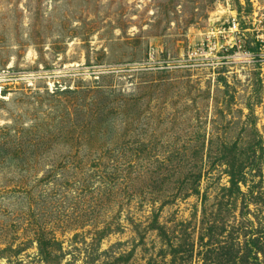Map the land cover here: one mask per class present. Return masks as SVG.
I'll list each match as a JSON object with an SVG mask.
<instances>
[{
    "label": "rangeland",
    "instance_id": "374dc122",
    "mask_svg": "<svg viewBox=\"0 0 264 264\" xmlns=\"http://www.w3.org/2000/svg\"><path fill=\"white\" fill-rule=\"evenodd\" d=\"M263 225L264 0H0V264H214L233 228L264 264Z\"/></svg>",
    "mask_w": 264,
    "mask_h": 264
},
{
    "label": "trees",
    "instance_id": "16d2710c",
    "mask_svg": "<svg viewBox=\"0 0 264 264\" xmlns=\"http://www.w3.org/2000/svg\"><path fill=\"white\" fill-rule=\"evenodd\" d=\"M227 166L230 169L229 170L230 171L229 172L230 173V180H229L230 186L228 188H226V190H227V192H229L230 194H233V195L240 193V188H239V181L240 180L237 177V175L235 174V169H233L234 166H233V164H230V163H228ZM219 223H221V222L215 221V224H219ZM215 227H216V225L210 226L211 232H213L212 228H215ZM232 230L235 232L238 231L237 228H235V229L233 228ZM233 231H231L229 233V235H227V238H226L224 243L218 242L216 244L215 240H214V242H212V239H214L215 234L210 235L209 242L211 243V245L215 244L216 246H214L212 249H210V248L206 249V257L203 256V258H202L204 262H211L214 264H231V262H233V264H234L235 261H237V259H238L237 254L234 255V253H232V252H234V250H233V247H234V242H233L234 233H233ZM254 231H256L255 236L252 238H249L246 241L245 248L247 249V251L252 249V248L253 249L257 248L258 245L261 246V248L262 247L264 248V225L259 230L254 229ZM217 236H218V234H217ZM39 252H40V255H42V256L47 254V243H45V244L40 243ZM212 255H214V256H212ZM243 258H245V257L241 256V259L244 262Z\"/></svg>",
    "mask_w": 264,
    "mask_h": 264
},
{
    "label": "built area",
    "instance_id": "2783aa9c",
    "mask_svg": "<svg viewBox=\"0 0 264 264\" xmlns=\"http://www.w3.org/2000/svg\"><path fill=\"white\" fill-rule=\"evenodd\" d=\"M235 30H237L236 28V23L234 22V19H232L231 22V26L228 27L227 32H235ZM205 44H201V46L198 47L197 50H195L194 52H192L191 54H197L199 53L200 55H202L206 49V52L208 54H212L215 48H220V53H225V51L227 50L226 47H224L223 45H220L219 42H215L214 44H211L208 40H207V46L204 47ZM205 53V54H207Z\"/></svg>",
    "mask_w": 264,
    "mask_h": 264
}]
</instances>
